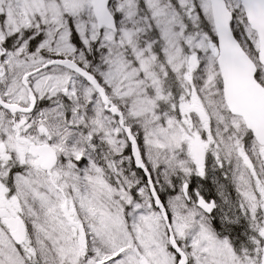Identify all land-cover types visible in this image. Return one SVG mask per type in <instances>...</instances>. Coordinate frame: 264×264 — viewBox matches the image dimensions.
<instances>
[{
  "label": "snow or ice",
  "instance_id": "1",
  "mask_svg": "<svg viewBox=\"0 0 264 264\" xmlns=\"http://www.w3.org/2000/svg\"><path fill=\"white\" fill-rule=\"evenodd\" d=\"M0 264H264V0H0Z\"/></svg>",
  "mask_w": 264,
  "mask_h": 264
}]
</instances>
